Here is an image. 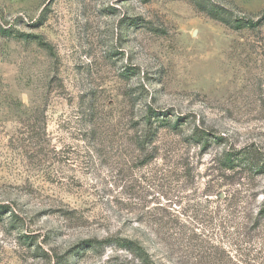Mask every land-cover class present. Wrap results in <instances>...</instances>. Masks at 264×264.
Returning a JSON list of instances; mask_svg holds the SVG:
<instances>
[{
	"label": "rangeland",
	"instance_id": "obj_1",
	"mask_svg": "<svg viewBox=\"0 0 264 264\" xmlns=\"http://www.w3.org/2000/svg\"><path fill=\"white\" fill-rule=\"evenodd\" d=\"M262 209L264 0H0V264H264Z\"/></svg>",
	"mask_w": 264,
	"mask_h": 264
},
{
	"label": "trees",
	"instance_id": "obj_2",
	"mask_svg": "<svg viewBox=\"0 0 264 264\" xmlns=\"http://www.w3.org/2000/svg\"><path fill=\"white\" fill-rule=\"evenodd\" d=\"M220 10L222 9L215 7V6H211L210 8L207 9V14L210 15L214 19L222 21L223 23L230 24L233 29H239V28H242L243 26H255L258 22V21L253 22L250 19L243 21L242 19L236 18L230 23L228 19L220 15ZM176 124L177 123L173 124L172 127L176 128L177 126ZM245 156H248V155H245ZM241 160L245 161L246 163H250L251 165L254 164V160L252 157H242ZM232 162H233V159L231 158V155L226 154V156L223 159V164L230 166ZM263 222H264V209L258 211V216L255 218L256 225L254 228L261 227ZM116 241L119 242L120 246L131 250L133 254L136 256V258L139 260V262H141L142 264H153L148 252L144 249L142 245H139L137 242L131 241L129 239H122V240H116Z\"/></svg>",
	"mask_w": 264,
	"mask_h": 264
}]
</instances>
